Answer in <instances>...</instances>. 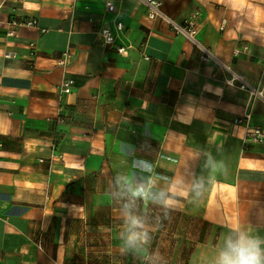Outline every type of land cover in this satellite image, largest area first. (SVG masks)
Returning a JSON list of instances; mask_svg holds the SVG:
<instances>
[{
  "label": "crops",
  "instance_id": "0c3cea01",
  "mask_svg": "<svg viewBox=\"0 0 264 264\" xmlns=\"http://www.w3.org/2000/svg\"><path fill=\"white\" fill-rule=\"evenodd\" d=\"M162 2L177 21L199 11L200 40L264 95V0ZM12 17L37 23L8 36ZM103 25L126 53L104 45ZM232 76L141 0H0V264H145L149 252L166 264H210L229 223L264 235V144L246 147L235 122L251 111V125L264 128V99ZM125 145L162 184L211 178L168 219L138 203L152 235L138 255L123 254L113 198L116 172H132ZM205 148L218 162L211 173Z\"/></svg>",
  "mask_w": 264,
  "mask_h": 264
},
{
  "label": "clouds",
  "instance_id": "9594fccd",
  "mask_svg": "<svg viewBox=\"0 0 264 264\" xmlns=\"http://www.w3.org/2000/svg\"><path fill=\"white\" fill-rule=\"evenodd\" d=\"M125 156L131 153L130 167L132 172L118 170L114 176L115 200L119 201L123 227L119 235L123 254H140L142 249L150 247L152 235L149 221L138 214L140 201L148 200L153 206L163 209V218L168 219L170 213L181 199L198 201L210 182L209 175H195L190 179L170 178L162 184L153 177L155 173L151 161L135 155L131 145L121 146ZM219 155L220 147H216ZM205 156L204 166L208 173L216 170L217 159L208 149H201ZM128 163V161H126ZM145 264H166L163 256L149 252ZM210 264H264V235L240 222L229 223L223 241L219 245Z\"/></svg>",
  "mask_w": 264,
  "mask_h": 264
},
{
  "label": "built area",
  "instance_id": "2783aa9c",
  "mask_svg": "<svg viewBox=\"0 0 264 264\" xmlns=\"http://www.w3.org/2000/svg\"><path fill=\"white\" fill-rule=\"evenodd\" d=\"M148 9V16L150 18H156L161 17L164 21H166L170 29L175 32L177 35H182L185 38H187L194 47L198 50L200 58L204 62L208 61H216L220 63L224 68H226L228 71L232 73V79H229L230 83L237 82L240 87L244 89H248L253 97V100L260 98L264 99L263 91L260 88L259 85L253 86L249 84L242 74H237L235 72H232L230 67L227 66L225 63H223L220 58L213 52V50L204 44L198 34V19H199V11H196L192 13L189 17L185 18L183 21H177L173 18H171L169 15H167L163 9V3L162 0H141ZM107 7L109 10H114L115 6L112 2L107 3ZM37 23L36 19L31 18H25V19H18L16 17H12L8 24L10 27H8L7 35L13 36L16 33V30L23 26V25H35ZM225 24V22H224ZM224 26L221 27L223 29ZM124 25L122 22L117 23V29L123 30ZM99 33L103 38V43L106 46H116L117 51L121 54H124L127 52V47L124 45L116 44L115 41V34L113 30L106 25L99 27ZM248 50V47L245 46L242 49H236L234 50L235 55H239L242 51ZM15 56L14 53H8L7 57H13ZM147 58V56H146ZM149 57L147 58V60ZM75 84V80L73 78H67L62 82L61 88L64 92H70L72 90V86ZM252 117L251 111H248L244 113V115L238 117L235 119V122L238 124H242L246 127V135L244 138V145L248 147L252 144H264V128L258 125H251L250 123Z\"/></svg>",
  "mask_w": 264,
  "mask_h": 264
}]
</instances>
